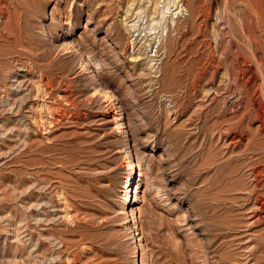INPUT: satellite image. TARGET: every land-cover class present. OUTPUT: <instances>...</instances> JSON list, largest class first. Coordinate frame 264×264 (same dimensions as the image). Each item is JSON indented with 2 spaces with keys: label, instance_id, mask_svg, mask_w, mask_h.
I'll list each match as a JSON object with an SVG mask.
<instances>
[{
  "label": "rangeland",
  "instance_id": "rangeland-1",
  "mask_svg": "<svg viewBox=\"0 0 264 264\" xmlns=\"http://www.w3.org/2000/svg\"><path fill=\"white\" fill-rule=\"evenodd\" d=\"M263 45L264 0H0V264H264Z\"/></svg>",
  "mask_w": 264,
  "mask_h": 264
},
{
  "label": "bare ground",
  "instance_id": "bare-ground-1",
  "mask_svg": "<svg viewBox=\"0 0 264 264\" xmlns=\"http://www.w3.org/2000/svg\"><path fill=\"white\" fill-rule=\"evenodd\" d=\"M150 1V0H149ZM157 2H155V4H156ZM184 3V2H183ZM187 4V3H186ZM130 5V4H129ZM188 6V5H187ZM206 6V5H205ZM131 7V6H130ZM202 8V7H201ZM194 9V8H193ZM203 9V8H202ZM129 10H127V12H128ZM157 11V10H156ZM155 11V12H156ZM206 11V10H205ZM131 12V11H130ZM190 12V11H189ZM208 13V12H207ZM153 14V13H152ZM191 15V14H190ZM197 15H199V14H197ZM192 17V16H191ZM193 18V17H192ZM127 20V19H126ZM204 22V21H203ZM190 23V22H189ZM192 23H193V21H192ZM186 26V25H185ZM187 28H188V26H187ZM198 28V27H197ZM199 30V29H198ZM185 32V31H184ZM197 36V35H196ZM219 36V35H218ZM240 38V37H239ZM212 40V39H211ZM241 40V39H240ZM180 41V40H179ZM208 42V41H207ZM220 43V42H219ZM210 44V43H209ZM208 46V45H207ZM212 46V45H211ZM264 46V45H263ZM189 50V49H188ZM221 51V50H220ZM188 52V51H187ZM184 53H186V52H184ZM188 54V53H187ZM209 56V55H208ZM213 56V55H212ZM229 57V56H228ZM227 57V58H228ZM226 58V59H227ZM247 58V57H246ZM191 59V58H190ZM197 59H199L198 57H197ZM196 59V60H197ZM211 59V58H210ZM218 59V58H217ZM196 60L194 59V60H189L191 63H189V65H188V67H187V69H188V72L190 73V72H192V65L193 64H195L196 63ZM206 60V59H205ZM215 60V59H214ZM226 61H228V60H226ZM198 62V61H197ZM209 62V61H208ZM218 62V61H217ZM223 62V61H222ZM257 63V62H256ZM198 64H199V62H198ZM211 64V63H210ZM213 65V64H212ZM212 65L210 66V65H204V67H203V70L201 71V70H199L198 71V73H197V75H196V77L197 78H199L198 76H202V75H206V74H208L207 72L210 70V69H208V68H210V67H212ZM230 65V64H229ZM214 66L216 67V68H214L215 69V71L212 73V74H214V76H215V74H216V72H217V66L218 65H216L215 63H214ZM231 66V65H230ZM185 67V66H184ZM259 67V66H258ZM213 68V67H212ZM226 68H228V67H226ZM230 71H232V70H230ZM187 72V73H188ZM195 72V71H194ZM226 72H227V70H226ZM234 72V71H233ZM232 73V72H231ZM210 75H211V73H209ZM226 74V73H225ZM230 74V73H229ZM208 75H206V77H207ZM204 77V76H203ZM227 77V76H226ZM212 78V77H211ZM193 79V78H192ZM232 80V79H231ZM249 80V79H248ZM194 81V80H193ZM242 81V80H241ZM225 82V81H224ZM231 82V81H230ZM229 82V83H230ZM233 83V82H232ZM231 85H233V84H231ZM198 86V85H197ZM262 86V85H261ZM232 87V86H231ZM234 87H236V86H234ZM260 87V86H259ZM194 88V87H193ZM218 88V87H217ZM196 89H197V87H196ZM197 91V90H196ZM216 91V90H215ZM218 91H221V90H218ZM238 91V90H237ZM256 92V91H255ZM108 93V92H107ZM230 95V94H229ZM108 96V95H107ZM110 96V95H109ZM238 96V95H237ZM242 97V96H241ZM253 97V96H252ZM238 98H240V95H239V97ZM238 98H236V99H238ZM242 99V98H241ZM260 99V98H259ZM233 100H234V98H233ZM243 100V99H242ZM246 100V99H245ZM253 100V99H252ZM232 101V100H231ZM114 101H112V103H113ZM239 102V101H238ZM236 103V102H235ZM114 104V103H113ZM231 104V103H230ZM260 104V103H259ZM240 105V104H239ZM232 106V105H231ZM236 107V106H235ZM238 107V106H237ZM260 109H262V108H260ZM231 110H233L232 109V107H231ZM237 110V109H236ZM255 112V111H254ZM212 113V112H211ZM249 113V112H248ZM233 114V113H232ZM254 114H256V113H254ZM248 116V115H247ZM250 116V115H249ZM260 116V115H259ZM263 116V115H262ZM264 117V116H263ZM262 117V118H263ZM41 120V119H40ZM41 121H39V123H40ZM263 122V121H262ZM52 124V123H51ZM263 124V123H262ZM243 125V124H242ZM243 128V127H242ZM251 130V129H250ZM240 131V130H239ZM241 133V132H240ZM248 133V132H247ZM250 133V132H249ZM252 133V132H251ZM246 134V133H245ZM236 135V134H235ZM251 135V134H250ZM237 136V135H236ZM233 138V137H232ZM234 139H235V137H234ZM237 139V138H236ZM238 139H240V138H238ZM233 142H235V141H233ZM252 143V142H251ZM131 167H133V169L135 170H137L138 169V167L137 166H135L134 167V164H132V166ZM256 170H258V169H256ZM255 175H257V174H255ZM258 176V175H257ZM263 176V175H262ZM128 199V198H127ZM132 201H133V199H132ZM261 209H263L264 208V203L262 204V205H258ZM225 262V261H224Z\"/></svg>",
  "mask_w": 264,
  "mask_h": 264
}]
</instances>
